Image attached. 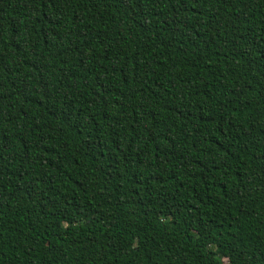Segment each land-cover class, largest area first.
Masks as SVG:
<instances>
[{"label": "trees", "instance_id": "1", "mask_svg": "<svg viewBox=\"0 0 264 264\" xmlns=\"http://www.w3.org/2000/svg\"><path fill=\"white\" fill-rule=\"evenodd\" d=\"M0 264H264V0H0Z\"/></svg>", "mask_w": 264, "mask_h": 264}]
</instances>
